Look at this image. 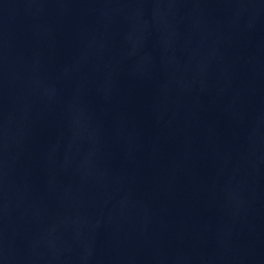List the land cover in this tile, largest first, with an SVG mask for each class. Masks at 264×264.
<instances>
[{"label": "water", "instance_id": "1", "mask_svg": "<svg viewBox=\"0 0 264 264\" xmlns=\"http://www.w3.org/2000/svg\"><path fill=\"white\" fill-rule=\"evenodd\" d=\"M0 264H264V0H0Z\"/></svg>", "mask_w": 264, "mask_h": 264}]
</instances>
